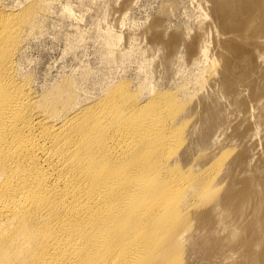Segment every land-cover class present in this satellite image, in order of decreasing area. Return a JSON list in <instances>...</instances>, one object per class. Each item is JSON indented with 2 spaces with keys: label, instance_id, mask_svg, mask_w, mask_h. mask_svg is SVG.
Wrapping results in <instances>:
<instances>
[{
  "label": "rangeland",
  "instance_id": "1",
  "mask_svg": "<svg viewBox=\"0 0 264 264\" xmlns=\"http://www.w3.org/2000/svg\"><path fill=\"white\" fill-rule=\"evenodd\" d=\"M0 12L40 111L88 115L114 95L173 118L159 178L182 195L165 203L155 186V210H140L174 208L147 263L264 264V0H0Z\"/></svg>",
  "mask_w": 264,
  "mask_h": 264
},
{
  "label": "bare ground",
  "instance_id": "2",
  "mask_svg": "<svg viewBox=\"0 0 264 264\" xmlns=\"http://www.w3.org/2000/svg\"><path fill=\"white\" fill-rule=\"evenodd\" d=\"M2 13L0 264H149L173 224L167 220L173 207L166 219L162 213L168 209L157 214L163 221L153 219L155 213L166 200L170 204L182 195L176 185L177 198L170 194L167 189L174 188L166 189L165 177L159 178L161 159L167 161L169 144L174 146L173 118L159 109L134 113L132 102L125 105L123 97L114 95L88 115L79 111L59 120L40 111L35 95L16 79L13 53L19 31L14 15ZM226 67L232 65L226 62ZM155 186L166 189L165 197L173 196L160 201L159 211L151 215L155 209L145 205L159 202ZM145 208L152 209L150 216L142 214ZM129 218L135 223L128 225Z\"/></svg>",
  "mask_w": 264,
  "mask_h": 264
}]
</instances>
